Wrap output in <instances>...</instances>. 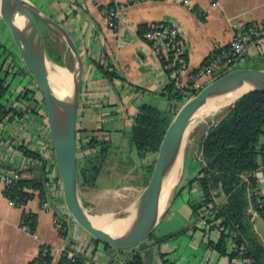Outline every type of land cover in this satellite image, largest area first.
I'll use <instances>...</instances> for the list:
<instances>
[{"label": "crops", "instance_id": "obj_1", "mask_svg": "<svg viewBox=\"0 0 264 264\" xmlns=\"http://www.w3.org/2000/svg\"><path fill=\"white\" fill-rule=\"evenodd\" d=\"M29 1L67 31L79 52L83 72L76 127L88 131L101 130L98 136L109 138L113 146L119 148L120 142L125 140L123 132L130 129L139 105L146 103L157 108L156 104L166 100L164 92L170 86V77L162 67V60L154 56L150 45L143 38L144 33L139 34L140 26L165 23L175 24L180 28L186 62L183 77L187 81L213 53L229 46L236 30L248 24L257 26L264 23V0H217L215 4H211L210 0ZM109 5L116 10L117 29H109L103 17L102 10ZM1 27L10 34L0 18ZM40 27L45 40L53 41L52 44L62 54L63 68L70 73L72 58L64 42L42 23ZM258 52L255 45H248L239 67L253 68L251 65L255 63ZM97 64L104 67L110 65L119 78L110 81L97 68ZM18 78L20 82L11 88L14 95L26 87L33 89L35 84L28 76L18 75ZM209 82V79H202L200 85L204 87ZM40 103L36 92L31 103L25 102L22 105L24 112L20 117L2 124L1 172H24L32 165V160L24 156L21 147L48 161L54 158L45 108ZM254 177L257 180V191L264 200V166L254 173ZM187 189L189 188H182L179 192L184 190L187 195ZM195 190L200 197L196 185ZM80 191L81 189L79 195ZM141 192L142 190L128 207L138 200ZM182 200V211L193 218L188 206L191 199L184 196ZM174 201L175 198L165 216L170 212ZM89 206L88 210L85 209L87 213L92 211L95 202H89ZM27 213L35 217L33 232L23 223V216ZM58 214L68 226L65 237L60 236L54 223ZM250 215L253 232L264 246V219L257 214ZM200 222L203 221H198L197 227L201 229L194 228V221L192 226L170 240L155 244L153 239L148 244H141L136 250L142 256L144 264H156L158 255L162 264H243L239 259L230 262L227 257L208 246L207 241L217 242L218 233H204V223ZM184 234L191 235V238L189 244L182 248L176 240ZM43 246L52 252L51 264L59 263L60 248L88 260L90 264H122L129 255V252L120 253L112 248L96 245L66 212L59 185L48 187L43 199L35 194L22 208L11 204L0 187V264H30ZM178 250L182 251L181 259L175 256ZM186 250H189L188 253Z\"/></svg>", "mask_w": 264, "mask_h": 264}, {"label": "trees", "instance_id": "obj_2", "mask_svg": "<svg viewBox=\"0 0 264 264\" xmlns=\"http://www.w3.org/2000/svg\"><path fill=\"white\" fill-rule=\"evenodd\" d=\"M106 8H112V5ZM148 27L140 26L139 34L142 35ZM241 31L248 34L262 32L261 36L252 34L248 45L253 44L259 49L253 68L264 69V23L257 26L245 25ZM43 38L53 62L64 67L62 54L53 44L48 43L44 36ZM227 48L217 50L213 55ZM244 56L245 54L224 71L214 73V78L238 68ZM161 60L163 63L164 59ZM206 62L208 59L204 63ZM97 68L110 81L119 78L110 65L104 67L97 64ZM24 71L26 74H23ZM18 75L28 76L33 81L21 59L16 62L15 58L11 57V53L0 44V130L5 121L20 117L24 112L22 105L25 102L31 103L36 92L39 93L33 85V89L26 87L14 95L11 83ZM165 90L169 93L166 95V91L164 92L168 102L182 105L198 92L186 89L180 93L174 91L171 86H167ZM40 104L44 107L43 99ZM170 107L162 111L146 103L139 105L130 129L123 132L124 138H127L136 150L138 158L144 159L148 153L157 154L169 124L180 109L176 104ZM100 132L101 130L88 131L76 127L79 189H94L109 156L117 154L118 159L120 158V148L114 147L109 138L98 136ZM21 150L25 157L32 160V165L24 172H20L24 175L22 179L3 191L4 197L15 207L20 208L32 200L35 194L43 199L47 188H54L60 181L53 158L48 161L26 148L21 147ZM198 154L199 160L195 161L199 169L187 185L190 189L191 185L195 184L200 191L198 200L188 201L196 223L194 228L201 229L197 227V222L203 221L204 233L216 231L217 242L208 241L207 245L221 256L227 257L230 262L239 259L243 264H264V246L253 232L252 217L248 212L251 206L256 214L264 219L263 198L252 196V190H257L254 173L264 166V92H250L243 95L227 107L214 122H211L202 134ZM143 169L150 176L153 164ZM148 180L144 178V186L147 185ZM257 200L262 202L257 203ZM23 223L31 232L35 230V217L32 214H25ZM67 231L68 226L63 222L60 236L65 237ZM149 240L153 239L150 237ZM163 241L165 239L155 240V244ZM93 242L98 245L95 240ZM105 248L111 249L109 246ZM126 252H129V255L122 264H144L136 249ZM81 259L76 257L71 261L64 255L58 264H80ZM45 261L49 263L51 257L45 258Z\"/></svg>", "mask_w": 264, "mask_h": 264}, {"label": "water", "instance_id": "obj_3", "mask_svg": "<svg viewBox=\"0 0 264 264\" xmlns=\"http://www.w3.org/2000/svg\"><path fill=\"white\" fill-rule=\"evenodd\" d=\"M0 18L8 27L20 59L29 71L43 99L53 157L61 183L64 208L75 224L93 240L103 247H111L116 252L136 249L141 244H148L149 241H152L149 238L161 223L179 190V182L184 170V154L167 208L160 214L159 205L166 178L178 159L184 133L196 114L207 106L210 100H225L233 89L245 87L248 90L237 96L229 106L247 93L264 92V69L239 67L212 80L189 98L177 111L168 126L159 146L148 183L138 200L122 212L99 216V218L107 217V220L102 222L108 225L131 217L128 226L119 235L109 234L91 223L89 216L92 215H88L83 208L79 195L76 118L83 66L76 46L61 25L45 15L29 0H0ZM15 21H19L22 25L21 37L17 36L13 29L11 22ZM39 23L45 25L64 42L72 58L69 95L63 102L58 100L53 91L50 73L52 67L65 68L55 64L49 56ZM57 78L59 81L60 78L62 79L58 75ZM63 84L67 85V81L64 80ZM216 111L212 117L218 114ZM117 228L114 227V229ZM155 263L162 264L159 255L156 256Z\"/></svg>", "mask_w": 264, "mask_h": 264}, {"label": "rangeland", "instance_id": "obj_4", "mask_svg": "<svg viewBox=\"0 0 264 264\" xmlns=\"http://www.w3.org/2000/svg\"><path fill=\"white\" fill-rule=\"evenodd\" d=\"M50 41L51 40L49 39L47 40L48 43L52 44L53 41ZM0 44L3 45L11 53V57L15 58L16 62L18 61V59H20L19 52L16 51L12 36H10L7 29L3 30L2 27L0 28ZM23 74H26V72L24 71ZM18 79L19 78L16 77L13 80V82L11 83L12 87L20 82ZM37 96L41 102L42 98L40 94L38 93ZM175 104L177 108H181L182 106L181 103L168 102L167 100H162L161 103H158L155 106H157L159 110L165 111L168 110L170 106L172 107ZM225 110L226 108L219 112L215 117L210 116V118H207L204 121L200 122L193 129L194 133L192 132L189 136L187 145L183 152L184 170L179 182V190L182 188H184L185 190L187 188V185L190 184L191 180H193L199 169L198 163L196 161L199 160L198 150L202 134L205 132L208 125L211 122H214V120L219 115L223 114ZM120 146V161L117 154L109 156V159L105 163L104 169L96 180V187L94 189L86 188L85 190L84 188H81L80 199L83 208H87L86 210H88V208H90V206L88 207V203L91 201L95 202V206H93V208L91 209L92 211L87 213L88 215L116 214L122 212L129 206V203H131L132 200L137 197L138 193L144 189L143 187H141L145 184L144 177L148 179L150 178V176L145 173V170L143 168L148 166L149 164L154 165L157 154L148 153L144 159L138 158L136 150L130 145L127 138L124 141L122 140L120 142ZM183 154L181 158L183 157ZM179 190L175 195V201L172 208L170 209V212L165 216L162 224L158 227V229H156L152 233V239L170 240L172 239L171 237H174L177 234H181L183 230H185V228L193 225L194 219L191 218L188 213L184 214V212L182 211V197L187 196L191 200H198L199 192L195 190V184L191 185V189H187L189 192L187 195L185 194L186 192H184V190L181 193L179 192ZM92 193L97 197L93 196ZM179 237L180 238L176 240V243L181 244L182 248L186 244H189L191 235L184 234ZM211 237L212 236H210V238ZM206 239L208 240V238ZM188 251L189 250H186V253H188ZM175 256L176 258L181 259L182 251L178 250ZM186 256L188 257V255Z\"/></svg>", "mask_w": 264, "mask_h": 264}, {"label": "built area", "instance_id": "obj_5", "mask_svg": "<svg viewBox=\"0 0 264 264\" xmlns=\"http://www.w3.org/2000/svg\"><path fill=\"white\" fill-rule=\"evenodd\" d=\"M216 1L217 0H210V3L215 4ZM102 12L107 27L109 29H117L118 16L116 10L113 8H105ZM252 34L261 36L262 32L248 34L242 32L241 29L236 30L228 48L210 56L208 62L204 63L192 75H190L187 81H185L183 77L184 71L186 70L185 53L181 38L182 35L180 28L177 25L165 23L149 25L143 34V38L150 45L154 56L159 59H164L162 67L170 77L169 85L174 91L182 93L186 89L195 91L201 90L203 88L200 85V81L202 79H209L210 82L216 79L214 78L216 73L224 71V69H227L232 63L245 54ZM165 94L168 95L169 93L166 91ZM23 177L24 175L17 170L2 172L0 173V187L3 191L5 189H9L10 186ZM58 185L61 188L60 181ZM252 196L258 197L260 195L255 189L252 190ZM260 202L262 201L257 200V203ZM10 203L12 204V202ZM44 207H47V205H44ZM249 209V212L252 213V215H256V212L251 206ZM63 222L64 220L62 216L59 214L55 216L54 223L59 232H61ZM59 252L61 257L65 255V257L71 261H74L77 257L65 248H60ZM47 257H51V261L49 263L45 261V258ZM33 262L34 264H51V250L45 246L41 247L38 256ZM80 264H90V262L88 260L81 259Z\"/></svg>", "mask_w": 264, "mask_h": 264}, {"label": "bare ground", "instance_id": "obj_6", "mask_svg": "<svg viewBox=\"0 0 264 264\" xmlns=\"http://www.w3.org/2000/svg\"><path fill=\"white\" fill-rule=\"evenodd\" d=\"M11 23L13 25V29L15 30L17 36L21 37L22 36V25L20 24V22L15 21ZM57 75L62 77V79L60 78V81L58 80ZM64 80L67 81V85L63 84ZM70 80H71V74L66 69H59V68L52 67V70L50 73V81L53 87V91L56 94L60 102L65 101L69 95ZM247 90L248 89H246L245 87H243L242 89H233V91L230 92L226 96L225 100L223 101H217L218 99L210 100L208 105L205 106L201 111H199L196 114L193 121L190 123V125L188 126V128L186 129L184 133V137L182 139L178 157H177L179 158V160L177 159L176 163L174 164L171 171L169 172L168 177L166 178L161 202L159 205L160 214H162L167 208L168 202L170 200L172 188L174 187L177 181L178 171H179L180 163L182 160L181 156L185 150L189 136L193 132V129L200 122L204 121L207 118H210V116L212 117L215 110H217L216 111V114H217L221 112L223 109L227 108L235 100V98H237V96L245 93ZM105 215H108V214L89 216V220L95 227L103 230L106 233L113 234V235H119L123 231V229L128 226L129 222L131 221V217H128L125 220L116 221L115 223L108 225L102 222L103 220H107V217L99 218V216H105ZM114 227L116 228L119 227V228L114 229Z\"/></svg>", "mask_w": 264, "mask_h": 264}]
</instances>
